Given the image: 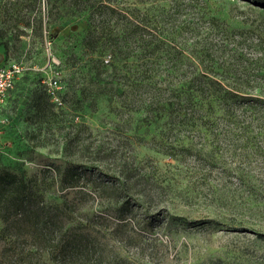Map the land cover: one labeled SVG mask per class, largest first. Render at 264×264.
Instances as JSON below:
<instances>
[{"label": "rangeland", "instance_id": "obj_1", "mask_svg": "<svg viewBox=\"0 0 264 264\" xmlns=\"http://www.w3.org/2000/svg\"><path fill=\"white\" fill-rule=\"evenodd\" d=\"M74 1L0 0V67L19 63L25 68L18 87L0 105V168L22 169L31 177L50 163L87 164L81 159V145L103 144L109 157L95 166L115 174L126 161L145 176L131 195L136 219L120 225L112 213L97 208L95 226L84 230L95 240L87 244L88 252L79 250L85 257L68 259L54 247L56 241L44 242L40 231L35 236L27 224L0 218V264H264V135L253 136L252 145L237 133L205 137L175 132L164 138L169 144L164 152L156 138V86L171 82L134 79L135 69L147 68L139 58L144 52L136 51L118 62L119 69L132 70L131 80L113 81L122 96L97 94L100 86L91 83L97 63L83 44L88 15L77 12ZM116 1L120 8L139 6L151 12L158 2ZM205 1L233 27H264V16L248 0ZM256 34L251 32L249 38L254 41ZM101 70L109 82L112 72ZM54 78L61 86L59 97L70 104L56 105L55 113H71L80 134L70 150L75 154L67 157L54 152L57 125L48 140V124L35 116L36 111L24 110L30 92ZM83 86L91 95L81 109L76 101ZM96 97L97 107L91 110L88 106ZM41 128V138L34 139L32 132ZM187 140L194 141L193 152H179L176 147ZM86 197L79 210L84 216L86 207L97 206V200ZM142 219L149 224L139 225Z\"/></svg>", "mask_w": 264, "mask_h": 264}, {"label": "trees", "instance_id": "obj_2", "mask_svg": "<svg viewBox=\"0 0 264 264\" xmlns=\"http://www.w3.org/2000/svg\"><path fill=\"white\" fill-rule=\"evenodd\" d=\"M248 1L253 10L264 16V0ZM74 2L77 12L88 15L83 44L97 63L96 80L91 82L100 86L97 94L117 97L120 87L113 82L116 79L129 81L133 77L150 79L140 82H171L156 86V138L163 144L164 152L168 153L169 149L164 138L175 132L178 135L187 131L205 137L237 133L252 145L253 136L264 135L263 25L233 27L212 13L205 0H158L154 12L139 6L120 8L116 0ZM251 32L258 33L254 41L249 38ZM136 51L144 52L139 58L147 68L142 72L135 69L131 77V66L123 71L118 62ZM108 53L110 58H106ZM103 67L113 74L109 82V78H102ZM18 85L19 80L6 101ZM79 91L81 95L76 102L84 109L91 94L87 93V86ZM30 93L31 102L24 110L36 111L35 116L48 124V140L55 136L53 126L57 125L55 154L62 157L75 154L70 150L80 134L74 116L62 111V116L57 117L56 104L46 86ZM97 97L88 106L91 110L97 107ZM61 100L59 107L69 108V101L63 97ZM143 105L148 108L151 102ZM42 131L41 128L32 132L34 139L41 138ZM178 145L179 152L191 153L195 146L190 140ZM81 155L93 158L80 157L87 162L80 165L72 160L50 163L31 177L22 169L15 172L2 164L4 168H0V218L6 223L12 219L27 224L35 236L40 231L44 242L49 245L56 241L54 247L68 259L83 256L79 250L84 248L88 252L87 244L95 240L90 239L91 233L84 234V230L95 226L97 208L112 213L120 225L130 224L131 219L135 221L136 203L131 195L145 179L126 161L115 174L95 166L109 157L103 144L81 145ZM169 155L177 159L174 154ZM3 157L4 153L0 152V158ZM58 185L60 192L56 190ZM86 196L97 200V206L86 207L84 216L79 210L83 209L81 202ZM147 221L137 222L149 224Z\"/></svg>", "mask_w": 264, "mask_h": 264}, {"label": "built area", "instance_id": "obj_3", "mask_svg": "<svg viewBox=\"0 0 264 264\" xmlns=\"http://www.w3.org/2000/svg\"><path fill=\"white\" fill-rule=\"evenodd\" d=\"M24 69L25 68L19 63H10L0 67V105L5 102L10 90L15 87V84L23 74ZM45 83L52 100L57 106H60L62 104V100L59 97L61 86L58 79L54 78L48 83Z\"/></svg>", "mask_w": 264, "mask_h": 264}]
</instances>
